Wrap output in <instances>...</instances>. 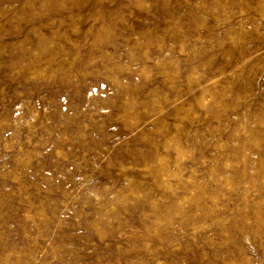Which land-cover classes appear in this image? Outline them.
Here are the masks:
<instances>
[{"label": "rangeland", "instance_id": "1", "mask_svg": "<svg viewBox=\"0 0 264 264\" xmlns=\"http://www.w3.org/2000/svg\"><path fill=\"white\" fill-rule=\"evenodd\" d=\"M0 264H264V0H0Z\"/></svg>", "mask_w": 264, "mask_h": 264}]
</instances>
